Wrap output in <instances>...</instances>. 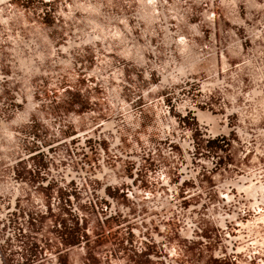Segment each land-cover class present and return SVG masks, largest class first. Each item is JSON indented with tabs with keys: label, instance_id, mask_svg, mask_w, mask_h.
I'll use <instances>...</instances> for the list:
<instances>
[{
	"label": "rangeland",
	"instance_id": "1",
	"mask_svg": "<svg viewBox=\"0 0 264 264\" xmlns=\"http://www.w3.org/2000/svg\"><path fill=\"white\" fill-rule=\"evenodd\" d=\"M1 4L5 8L0 15V94L12 100L10 125L21 136L13 138L11 155L17 162L18 182L11 181L9 195L1 201L0 209L4 205V213L11 212L12 220L28 227L23 239L37 245L43 253L31 258L25 251L9 250L7 227L0 224V264H183L188 254L201 252L195 250L199 243L204 246L203 253L214 254L213 231L207 221L194 220L201 229L194 230L190 239L191 229L186 225L167 222L162 216L158 223H150L143 215L150 206L163 207L166 211L194 205L197 212L201 203L210 200L205 190L176 198L170 205L167 203L170 199L165 197H156L151 202L120 192L104 196L102 190L106 188L98 180L97 171L92 170L90 192L86 185L67 182L65 171L59 169L56 176L49 170V164L57 160L54 152L29 158L17 149L22 140L28 141L34 134L48 145V127L39 131L40 123L24 122L28 117L35 120L37 114L46 127L52 115L60 110L84 111L89 106L90 87L95 82L108 85L105 90L97 91L105 94L144 96L166 92L163 85L151 92L152 82L156 84L160 77L153 74L149 81L154 73L152 67L142 66L144 62L136 48H126L138 35L135 21L143 16L142 9L106 4L104 0H0ZM239 8L240 17L236 20L239 25L232 29L243 40L246 25L247 43L240 57L229 60V69H219L218 73L210 67L212 62L203 66L196 62L201 39L192 40L188 47L177 43L173 47L176 52L187 49L183 57L178 55V60L181 72L199 81L192 90L201 89L199 98L204 117L208 116L207 111L224 114L226 109H231L228 100L221 101L223 94L228 95L231 90L216 83L224 77L228 82L234 81L238 97L234 109L247 110V125L263 126L264 0H239ZM199 20V15L192 18L193 23ZM223 26L225 30L231 29L225 21ZM182 30L190 33L186 28ZM223 44L226 46L225 41ZM156 45L154 41L152 47ZM145 47L149 56L152 47ZM243 62L247 64L237 66ZM246 94L247 104H244ZM17 109L23 113L21 116L17 115ZM82 132L74 129L70 132L76 137L73 144L78 156L84 152ZM208 136L204 131L199 138L201 147L207 144ZM94 156L98 158V151H94ZM155 177L159 179L160 175ZM107 190L111 191V187ZM106 212L112 217L106 216ZM125 214L137 216L135 229L140 230L128 240L124 232L115 234L120 225L119 216ZM204 225L207 226L202 228Z\"/></svg>",
	"mask_w": 264,
	"mask_h": 264
},
{
	"label": "built area",
	"instance_id": "2",
	"mask_svg": "<svg viewBox=\"0 0 264 264\" xmlns=\"http://www.w3.org/2000/svg\"><path fill=\"white\" fill-rule=\"evenodd\" d=\"M104 3L142 9L143 16L135 21L138 35L126 48H136L144 62L142 66L152 67L154 73L149 81L153 74L160 77L156 84L152 82L151 92L158 91L160 85L166 92L144 96L105 94L97 91L108 85L95 82L84 111L60 110L52 115L46 127L40 115L36 114L35 120L28 117L24 124L40 123L39 131L48 127L49 144L34 134L17 145L18 151L29 158L54 152L57 160L49 164V170L56 176L59 169L65 171L67 182L86 185L90 192L92 170L97 171L98 180L106 188L102 190L104 196L108 195L107 187H111L113 192L151 202L156 197H165L170 199L167 201L170 205L176 198L205 190L210 200L201 203L197 212L194 205L166 211L150 206L143 215L150 223H158L162 216L167 222L186 225L191 229L190 239L194 230L201 229L194 220L207 221L213 231L216 257H227L237 264H264V125H247V110L234 109L238 101L234 81L228 82L224 77L216 83L231 90L221 99L228 100L231 109L224 114L207 111L208 116L204 117L201 89L192 90L199 81L181 72L178 55L183 57L187 49L176 52L173 47L175 43L188 47L192 40L201 39L196 62L200 66L212 62L210 67L218 73L219 69H229V60L240 57L247 43L246 25L243 40L232 29L239 25L236 22L240 17L239 0H104ZM4 8L1 4L0 15ZM195 15L200 17L198 23L192 22ZM224 21L231 29H224ZM183 28L190 33H184ZM154 41L157 45L152 47ZM145 45L152 47L149 56ZM17 113L23 114L18 109ZM11 115L12 100L0 94V206L9 195L11 181L18 182L17 162L11 155L12 140L21 133L11 129ZM73 129L83 131L84 152L79 156L73 144L76 137L70 134ZM204 131L209 136L207 144L201 147L199 138ZM94 151H98V158ZM30 167L33 168L32 163ZM190 172L194 174L189 175ZM155 174L160 178L156 179ZM3 211L4 205L0 209V224L6 228L12 213Z\"/></svg>",
	"mask_w": 264,
	"mask_h": 264
},
{
	"label": "flooded vegetation",
	"instance_id": "3",
	"mask_svg": "<svg viewBox=\"0 0 264 264\" xmlns=\"http://www.w3.org/2000/svg\"><path fill=\"white\" fill-rule=\"evenodd\" d=\"M107 193L110 195L114 194L113 191H107ZM105 215L106 216L108 215V217H112V215L108 214L107 212L105 213ZM136 217H137L136 215L128 217L126 214L123 216H119L120 225L117 226L116 228L117 230L115 234L121 235L124 232L128 236L126 237L128 240L130 239V236L132 234H135L136 232H140V230L135 229L136 222L134 221V219ZM195 250L201 251V252L188 254L185 257V259L182 261L183 264H237L227 257L219 258V257H216L214 254L209 255L207 253H203L202 251L204 250V246L201 243L197 244V247ZM165 260H167L166 257H165Z\"/></svg>",
	"mask_w": 264,
	"mask_h": 264
},
{
	"label": "trees",
	"instance_id": "4",
	"mask_svg": "<svg viewBox=\"0 0 264 264\" xmlns=\"http://www.w3.org/2000/svg\"><path fill=\"white\" fill-rule=\"evenodd\" d=\"M8 228H11L12 232L16 236V239L13 240L6 234V244H9V250L15 248L19 251H25L31 256V258L42 256L43 252L41 250L39 251V247L37 245L32 242H27L23 239L24 233L28 231V227L23 222L11 220ZM8 228L6 229V232H8ZM32 262L34 263L35 260L32 259Z\"/></svg>",
	"mask_w": 264,
	"mask_h": 264
},
{
	"label": "bare ground",
	"instance_id": "5",
	"mask_svg": "<svg viewBox=\"0 0 264 264\" xmlns=\"http://www.w3.org/2000/svg\"><path fill=\"white\" fill-rule=\"evenodd\" d=\"M2 1V0H1ZM2 3V2H1ZM204 116V115H203ZM174 261V260H173ZM174 262H176V261H174Z\"/></svg>",
	"mask_w": 264,
	"mask_h": 264
}]
</instances>
